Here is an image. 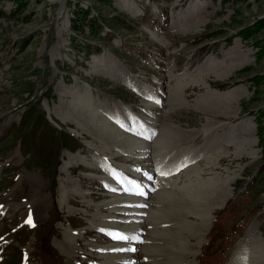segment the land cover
Wrapping results in <instances>:
<instances>
[{
  "label": "rangeland",
  "instance_id": "1",
  "mask_svg": "<svg viewBox=\"0 0 264 264\" xmlns=\"http://www.w3.org/2000/svg\"><path fill=\"white\" fill-rule=\"evenodd\" d=\"M126 259L264 264V0H0V264Z\"/></svg>",
  "mask_w": 264,
  "mask_h": 264
},
{
  "label": "trees",
  "instance_id": "2",
  "mask_svg": "<svg viewBox=\"0 0 264 264\" xmlns=\"http://www.w3.org/2000/svg\"><path fill=\"white\" fill-rule=\"evenodd\" d=\"M98 1H104L106 2L107 0H98ZM73 16H74V20L73 21H76V23L80 20L86 22L87 21V24H88V27L89 29L91 30V33H95V37L93 38L94 41L96 42L97 41V37H98V33L99 31L102 29L101 25H99L97 22H96V18L93 17L91 19H88V11H84V16H81L82 15V12L80 13V11H73L72 12ZM119 15L116 14V16L113 18V19H110V20H104L105 23H107L108 26L110 27H113L114 23L117 22V19H119L118 17ZM78 24V23H77ZM71 26L74 27L75 29H82V25H79L76 26L75 24H73L71 22ZM216 36V35H215ZM214 37V36H213ZM88 53H89V50H86L85 54L86 56H88Z\"/></svg>",
  "mask_w": 264,
  "mask_h": 264
},
{
  "label": "snow or ice",
  "instance_id": "3",
  "mask_svg": "<svg viewBox=\"0 0 264 264\" xmlns=\"http://www.w3.org/2000/svg\"><path fill=\"white\" fill-rule=\"evenodd\" d=\"M161 175H167V173H160ZM148 179H152L151 176H148ZM129 183L133 184V188L132 189H124L125 191H127L130 195H144V192L141 191L143 185L134 182V181H129ZM116 190V189H113ZM143 207L144 205H138ZM109 235L112 236L113 239H116L118 241L121 242H129V241H136V242H141L139 241V239L136 236H129L125 233L120 232L119 230H113L112 232L108 233ZM119 251H135V248H121V249H117Z\"/></svg>",
  "mask_w": 264,
  "mask_h": 264
},
{
  "label": "bare ground",
  "instance_id": "4",
  "mask_svg": "<svg viewBox=\"0 0 264 264\" xmlns=\"http://www.w3.org/2000/svg\"><path fill=\"white\" fill-rule=\"evenodd\" d=\"M50 2L51 1H54V2H59L60 0H49ZM180 21V20H179ZM176 25H178V23H176ZM176 25H174V26H176ZM62 33V32H61ZM206 87H208L207 85H206ZM161 124V123H160ZM164 125V124H163ZM104 126V125H103ZM115 134V133H114ZM141 145V144H140ZM158 147V146H157ZM159 149V148H158ZM161 150V149H160ZM62 168H64V166L62 167ZM61 168V169H62ZM158 185V184H157ZM146 188V189H145ZM148 188H150V185L147 187H144L141 191H143L144 193L147 191V189ZM149 191V190H148ZM120 192V191H119ZM11 196H14V194H11ZM140 197L142 196V195H139ZM119 201V200H118ZM165 202H167V201H165ZM127 203V202H126ZM143 203V202H142ZM159 203V202H158ZM116 204V203H115ZM138 204H139V202H138ZM155 204V203H154ZM160 207V206H159ZM217 208V207H216ZM215 210V208H213V211ZM148 211V210H147ZM158 212V211H157ZM209 212H211L212 213V211H209ZM191 213V212H190ZM193 214V213H192ZM182 216V215H181ZM149 218V217H148ZM140 220V219H139ZM161 220H162V218H161ZM206 221L207 220V222H208V227H209V225H210V221L212 220V218H210L209 220L207 219V218H205V219H202L201 220V222H203L204 223V221ZM148 222V221H147ZM139 223V222H138ZM135 224V223H134ZM153 224V223H152ZM150 225V224H149ZM203 226H204V228L202 229V231H204V233H202V236H205L206 234H207V231H208V228L206 229L205 227V225L203 224ZM177 229V228H176ZM153 231V230H152ZM190 239V238H189ZM170 251H171V253H173V252H175V255L176 254H178V255H180V256H182V254L177 250V251H175V250H173V249H170ZM183 253V252H182ZM192 256L193 257H195V254L194 253H192ZM124 259V258H123ZM250 259V258H249ZM257 260V259H256ZM232 261H233V259H232ZM257 264V263H256Z\"/></svg>",
  "mask_w": 264,
  "mask_h": 264
}]
</instances>
